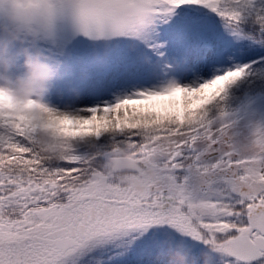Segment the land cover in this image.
<instances>
[{
  "label": "snow or ice",
  "instance_id": "obj_1",
  "mask_svg": "<svg viewBox=\"0 0 264 264\" xmlns=\"http://www.w3.org/2000/svg\"><path fill=\"white\" fill-rule=\"evenodd\" d=\"M234 111L264 114V0H0V264H264V122Z\"/></svg>",
  "mask_w": 264,
  "mask_h": 264
},
{
  "label": "clouds",
  "instance_id": "obj_2",
  "mask_svg": "<svg viewBox=\"0 0 264 264\" xmlns=\"http://www.w3.org/2000/svg\"><path fill=\"white\" fill-rule=\"evenodd\" d=\"M24 67L26 72L25 77L17 78L14 84L5 85L15 96L20 98L27 97L32 92V90L39 85L43 79L45 70L44 63L39 60H26ZM40 140L42 143H46L47 137L41 133ZM116 147L118 148V151L121 155L114 157L112 161L109 162L110 168L117 172V178L119 180L123 182H130L132 173L129 171H120L122 168L126 169L131 167L130 165L122 163L123 157L127 155V148L119 146Z\"/></svg>",
  "mask_w": 264,
  "mask_h": 264
},
{
  "label": "rangeland",
  "instance_id": "obj_3",
  "mask_svg": "<svg viewBox=\"0 0 264 264\" xmlns=\"http://www.w3.org/2000/svg\"><path fill=\"white\" fill-rule=\"evenodd\" d=\"M231 118L235 120H241V122H243L244 119H255L264 122V114H255V115L250 114L249 116L245 117L243 111H240L238 113H233V116Z\"/></svg>",
  "mask_w": 264,
  "mask_h": 264
},
{
  "label": "trees",
  "instance_id": "obj_4",
  "mask_svg": "<svg viewBox=\"0 0 264 264\" xmlns=\"http://www.w3.org/2000/svg\"><path fill=\"white\" fill-rule=\"evenodd\" d=\"M239 105H233L234 109H237ZM240 111H234V113H238ZM170 258L174 261H178L179 264H183L184 262V256L179 253L178 250L172 249L170 250Z\"/></svg>",
  "mask_w": 264,
  "mask_h": 264
}]
</instances>
